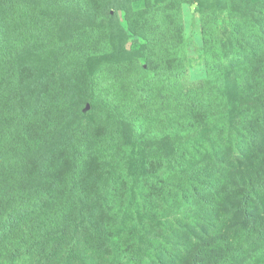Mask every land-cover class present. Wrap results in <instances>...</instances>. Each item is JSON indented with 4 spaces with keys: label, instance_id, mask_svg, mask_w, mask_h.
Wrapping results in <instances>:
<instances>
[{
    "label": "rangeland",
    "instance_id": "rangeland-1",
    "mask_svg": "<svg viewBox=\"0 0 264 264\" xmlns=\"http://www.w3.org/2000/svg\"><path fill=\"white\" fill-rule=\"evenodd\" d=\"M170 1L110 0L106 13L103 11L104 17L93 24L103 28L101 34H107L111 49L109 52L101 50L96 59L87 57L86 53L77 73L76 83H73L75 91L84 97L76 101L72 117L67 116L60 106L52 105L57 98L52 93L60 83L56 72L63 62L55 46L58 40L50 48L23 50L13 60L11 78L16 79L15 84L24 97L21 105L16 106L18 114L25 116L30 114V110L37 112L42 104L44 113L47 111L49 117V120L42 118L46 124L33 126L34 138H44V142L24 152L26 162L18 168L21 171L27 169V174L32 176L25 189L27 194L39 195V187L45 175L58 174L62 180L71 182L72 176L78 171L71 165L72 150L69 151L68 160L65 159L68 152L66 148L69 150L72 142L79 141L76 147L80 143H85L89 149L94 147L95 134L91 124L94 106L87 100V95L90 93L89 74L94 75L100 64L115 65V71L142 74L146 80L140 86L149 89L150 93L173 91L166 87L165 78L167 68L173 64L174 69L183 70L184 82L187 84L216 77L217 73H211L207 63L212 52L223 58L231 56L236 60L232 66L224 61V68L220 70V78L228 75L226 79L223 78L226 83H231L234 79L240 82L255 69L257 59L250 56V52H242L248 57L249 63L246 59L240 60L234 56L237 49L233 44V29L235 24L246 30L257 29V26L264 28V15L260 13L264 8V0H176V8L169 7ZM149 5L161 7L165 15L178 10L176 17L180 26L176 33L180 40L174 39L167 45L160 38L164 30L151 32L149 27L144 28L146 23L142 17ZM207 20L212 25L210 29L215 31L212 38L221 43V47L211 49L212 52L208 49L206 34L203 33V24ZM78 21L68 16L59 19L57 38L60 36L61 39H66L70 23ZM154 51L164 53V57L155 58L151 70V65L146 62ZM256 55L260 57V54ZM147 68L149 71H146ZM253 76L258 77V74ZM59 81L63 82L62 79ZM230 92L236 97L244 96L240 91L239 95L227 91V97H232ZM26 107L30 109H25ZM233 114L236 113H223L218 120H213L211 128L198 135H193L190 129L188 133L180 129L178 117L171 123H164L162 119L140 120L141 136L152 142L156 149L159 147L157 152L170 154L175 151L178 167L166 161L151 163L147 159L148 150L136 141L132 129L126 128L124 140L119 139L121 145L114 147L118 151L116 171H109L119 184V190L100 192L98 186L103 172L94 160L86 156L79 172L81 176L77 181V191L65 195L63 209L58 207L60 198H49L44 193L35 201L38 208L34 216V221L37 222L34 225L37 230L40 229L37 243L34 244V237L30 238L33 245L16 255H9L10 245L0 243V258L7 256L1 264H115L125 252L133 251L138 245L142 247L140 253L134 260L124 257V264H190L189 257L185 256L187 244L196 241L199 243L203 238H209V234L211 238L231 235L233 231L229 228L230 224L236 226L239 222L237 217L233 219L231 216L226 222H219L216 228L208 224L211 214L224 216L230 213L228 208L237 206L244 194L243 190L238 191L239 193L231 191L233 194H229V182L239 179V176L235 177V172L243 169V166L236 163V158L240 155L226 145L225 135L221 137L217 131L224 127L226 132L232 130L236 133L231 124L234 122ZM36 115L38 113L34 117ZM222 116L226 119L225 123ZM238 127L236 128L242 138L249 137L250 133L253 134L259 128L260 136L255 138L260 140L261 137L264 145L262 126L249 130ZM85 132L86 135H83ZM215 144L220 146L219 154H223V158L234 164L232 169H226L228 162H220L215 149L213 151ZM257 147L260 148V143ZM219 167L224 170V177ZM44 187L47 188V185ZM112 194H121L115 199L117 203L120 202V197L124 204L129 196L135 198L136 204L130 218L132 223L139 224L138 229L126 228L121 224L118 213L109 212L110 205L112 208L115 206V200L109 199ZM237 228L233 233L234 247L247 244L243 239L245 229L240 225ZM177 235L191 238L190 242L176 244ZM258 238L248 239L249 245L257 243L264 246V235L260 240ZM237 239L239 241L236 245ZM194 245L190 249H196V243ZM239 257L225 264H243L241 258L245 255L241 254Z\"/></svg>",
    "mask_w": 264,
    "mask_h": 264
},
{
    "label": "trees",
    "instance_id": "trees-1",
    "mask_svg": "<svg viewBox=\"0 0 264 264\" xmlns=\"http://www.w3.org/2000/svg\"><path fill=\"white\" fill-rule=\"evenodd\" d=\"M109 2L110 0H0V126H2L0 127V148L2 149L0 154V243L10 245L9 255H16L31 244L33 245L30 238L34 237V244L37 243L40 229L37 230L34 225L37 222L34 221V216L38 208L35 201L44 193L49 198H60L58 207L63 209L65 195L77 191L75 190L77 181L81 176L79 172L86 161V156L94 160L96 166L103 172L98 186L100 192L118 191L119 184L109 171L111 169L113 172L116 171L118 151L114 150V147L121 145L119 139L124 140L126 128L132 129L136 141L148 150L147 159L151 163L160 164L166 161L178 167L175 151L170 154L163 151H161L163 153L157 152L159 147L156 149L152 142L141 136L140 120L162 119L164 123H171L178 117L180 129L185 130L186 133L190 129L193 135H198L205 129L211 128L213 120H218L223 113L233 111L236 114L232 115L234 122L231 124L234 125L232 128L236 133L234 134L232 130L226 132L224 127H220L217 131L221 137L225 135L226 145L232 147L235 154L240 155L236 158V163L243 166V169L235 172V177L239 176V179H235L233 183H231L233 179L230 180L229 194H233L231 191L242 190L244 194L240 197V203L237 206L228 208L230 213L224 216L211 214L208 224L216 228L219 222H226L231 216L233 219L237 217L239 222L235 224L236 226L230 224L229 228H232L233 233L238 229V225L244 228L246 233L243 239L247 244L243 243V246L234 247L233 233L219 235L216 238H211L209 234V238H203V241L199 243L196 241L193 244H187L185 256L189 257L190 264H225L229 260L239 259V255L244 254L245 257L241 258L243 264H264V246L248 243V239L259 237L258 240H260L264 235V145L261 137L260 140L255 138L260 136L259 128L253 134L250 133L249 137L244 136V138L236 128L239 126L240 129L248 128L249 130V128L262 126L264 129V28L262 26L246 30L235 24L233 29V44L237 49L234 56L240 60L246 59L249 63L248 57L246 58L242 53L248 51L251 53L250 56L257 59L255 69L240 82L236 79L231 83L224 82V79L228 77L226 74L223 75L224 79L220 78L224 61L232 66L236 60L231 56L223 58L218 53L212 52L211 49H219L221 43L212 38L215 31L210 29L212 25L208 23V20L203 24V33L206 34L208 49L213 53L207 63L211 73H217L214 78L187 84L184 82L183 70L174 69L173 64L165 72L166 87L173 91L150 93L149 89L140 86V83L146 80L142 74L134 75L130 71L129 73L115 71V65L100 64L94 75L89 74L90 93L87 95V100L94 106L91 123L95 134L94 147L89 149L85 143L83 145L80 143V146L76 147L79 142L77 141V143L72 142L69 150L66 148L68 152L65 159L68 160L69 151L72 150L71 165L78 170L72 176L71 182L62 180L58 174H50V176L45 175L44 181L41 182L39 195H29L25 191L32 176L27 174V169L21 171L18 168L26 162L23 153L44 142V138L42 140L38 137L34 138L33 126L39 123L46 124L42 118L49 120V117L47 111L44 113L42 104L39 105L37 112L30 110L31 115L18 114L16 106L21 105L24 97L15 84L16 79L11 78L12 62L23 50L50 48L52 43L58 40L55 46L63 62L56 72L57 81L60 83L56 85L55 92L52 93V96H57L52 105L60 106L67 116L72 117L76 101L84 97L75 91L73 83H76V76L85 60L86 53L87 57L96 59L101 50L109 52L111 49V41L107 34H101L103 28L93 24L100 17H104L103 11L106 13ZM176 5V0H171L169 3L170 8H176ZM169 7L167 4L166 8ZM162 10L156 5H149L142 18L146 23L144 28L149 27L151 32L164 30L160 38L168 45L169 41L179 38L176 29L180 26V21L176 17L177 9L173 11V14L170 12L167 15ZM260 13L264 15V8L260 10ZM67 16L79 21L70 23L69 33L63 40L60 36L57 38V28L59 19ZM257 53L260 57L256 55ZM158 57L163 58L164 53L154 51L149 55L146 63L151 65V70H153L154 59ZM146 71H149V68ZM253 74H258V77H254ZM61 79L63 82L59 81ZM123 86L126 88L124 89ZM227 91L236 92L238 95L240 91L244 96L236 97L230 92L232 97H227ZM36 113L38 115L34 117ZM225 121L224 117V123ZM83 135H86V132ZM259 143L260 148L257 147ZM219 148L220 146L215 144L213 151L215 149L220 162L229 163L226 169H232L234 164L223 158V154H219ZM219 171L224 177L222 167H219ZM45 185L47 188L44 187ZM118 196L121 194L114 196L112 194L109 199L112 201ZM119 201V203L116 200L113 202L115 205L113 208L110 205L109 212L118 213L121 224L126 228L138 229L139 224L132 223L130 218L136 204L135 198L129 196L126 204L121 202V197ZM190 239L177 235L174 240L176 244H181L189 243ZM237 241L239 239L236 240V245ZM194 243L197 248L192 250L190 247L195 246ZM141 250V245L134 247L133 251L125 252L122 258H118L115 264H124V257L134 260ZM5 258L7 256L0 258V264Z\"/></svg>",
    "mask_w": 264,
    "mask_h": 264
}]
</instances>
